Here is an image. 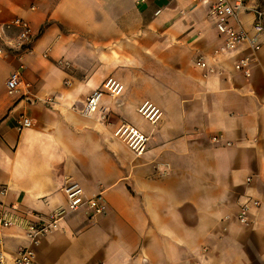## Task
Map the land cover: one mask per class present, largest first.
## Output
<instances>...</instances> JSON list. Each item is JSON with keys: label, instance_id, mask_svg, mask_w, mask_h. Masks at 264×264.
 <instances>
[{"label": "crops", "instance_id": "1", "mask_svg": "<svg viewBox=\"0 0 264 264\" xmlns=\"http://www.w3.org/2000/svg\"><path fill=\"white\" fill-rule=\"evenodd\" d=\"M243 1L238 26L253 36L264 0ZM215 2L0 0V36L16 35L5 26L15 17L34 32L31 52L0 59L6 202L46 219L66 208L72 179L107 208L66 215L35 247L37 264H264V32L258 50L217 53ZM245 57L250 76L235 68ZM109 78L122 90L102 98L106 117L83 115ZM145 102L160 109L157 122L139 113ZM24 118L32 125L21 128ZM122 123L148 138L142 153L115 136ZM248 199L260 207L243 224ZM0 239L10 259L29 244L18 227Z\"/></svg>", "mask_w": 264, "mask_h": 264}, {"label": "built area", "instance_id": "2", "mask_svg": "<svg viewBox=\"0 0 264 264\" xmlns=\"http://www.w3.org/2000/svg\"><path fill=\"white\" fill-rule=\"evenodd\" d=\"M243 8V0L234 2L231 0H216L212 6L210 15L215 20L217 31L223 40V44L216 51L217 53L232 51L244 42L250 43L256 50L260 49L261 46L257 38L264 32V11L259 9L255 10V22L253 26L255 35L251 36L248 31L238 26L239 13ZM5 26L7 28H16L17 33L10 38H5L3 35L0 36L2 39L0 41V59L9 56L12 52H17L21 55L32 51L34 32L27 20L21 17H15L10 19ZM197 65L210 72H215V69L209 67L203 57L198 59ZM235 68L246 76H250L249 58L239 59L235 64ZM20 84L21 73L16 70L8 80L9 91H17ZM121 90L122 85L119 82L112 78L107 79L101 88L93 90L88 95L82 109V114L91 117L97 113H101L102 117H106L105 110L101 108L102 98L106 94L116 97L120 94ZM138 111L152 123L157 122L161 116L160 109L149 102H145ZM31 125L30 118L22 119L21 128ZM114 134L117 138L126 142L136 154H140L146 149L148 138L126 123H122L115 130ZM62 189L67 197L66 208L57 209L50 213L46 219H43L40 216L31 215L33 218L29 214L21 212L16 205H8L5 200L8 188L5 186L0 187V235L4 229L18 227L24 231L29 242L26 247L22 248L10 259L2 248L0 239V264H37L35 247L39 245L42 237L58 229L61 221L71 212L86 207L93 216L106 213L107 208L103 197L96 195L86 199L84 190L77 181L68 179ZM258 207H260V202L257 199L246 200L240 205L237 215L238 220L243 224H247L250 213Z\"/></svg>", "mask_w": 264, "mask_h": 264}]
</instances>
